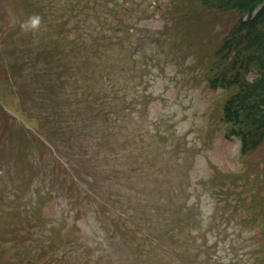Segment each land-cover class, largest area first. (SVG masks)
Here are the masks:
<instances>
[{
  "label": "rangeland",
  "instance_id": "374dc122",
  "mask_svg": "<svg viewBox=\"0 0 264 264\" xmlns=\"http://www.w3.org/2000/svg\"><path fill=\"white\" fill-rule=\"evenodd\" d=\"M104 1L0 0V248L16 235L33 237L38 252L48 253L75 238L80 250L95 251L92 263L144 264L120 258L140 250L134 234L147 248L157 249L154 237L171 244L170 226L156 219L160 230L151 239L147 229H132L152 214L149 206L161 214L159 202L173 199L176 188L181 202L170 205L169 220L195 225L196 238L195 258L181 248L178 264H264V139L239 154L238 140L219 120L214 97L220 89L207 78L236 14L211 11L199 0H107L104 14ZM33 2L50 4L40 28L32 20ZM71 7V25L76 21L79 29L60 40L61 56L51 58L56 72L70 67L69 108L60 80L36 77L29 67L20 76L18 69L22 43L53 39L52 15ZM104 15L112 22L104 23ZM40 85L60 108H81L63 134L33 116ZM74 92L107 93L110 113L95 117L93 98ZM136 97L147 101L136 103ZM60 161L98 199L70 185ZM102 202L107 207L100 209ZM8 223L14 225L9 232ZM7 248L0 250V264H26L28 252L15 256Z\"/></svg>",
  "mask_w": 264,
  "mask_h": 264
},
{
  "label": "trees",
  "instance_id": "16d2710c",
  "mask_svg": "<svg viewBox=\"0 0 264 264\" xmlns=\"http://www.w3.org/2000/svg\"><path fill=\"white\" fill-rule=\"evenodd\" d=\"M199 1L205 7L213 9L211 11H231L236 14L235 23L215 50L217 59L213 62L212 66H210L209 70L212 71V73L208 74L207 78L209 85L213 89L218 86L224 90L222 99L216 103V106L220 107L219 120L226 126V134L228 136L237 137L240 142L239 151L245 156L248 152L257 148L264 139V0ZM60 2L63 4H71L73 0H60ZM117 3L125 5V0L117 1ZM33 4L37 8L32 20L35 22L36 26L39 27V23H42L43 21L47 23L49 20L47 13L49 12L50 4L45 2L37 3V5L33 2ZM103 7H107V0L103 2ZM107 11L108 7L104 10V14L107 13ZM37 12L38 15L36 16ZM54 14L55 15H52V17L54 16V21H56V35L50 40H37L29 43V38L22 43L21 63L19 65L18 73L21 76L23 70L29 67L35 72L34 76L39 77V74H43L55 80H60L62 82L60 86H63L64 88L66 86L65 81L67 82L71 78L70 67L68 68V71L56 72L57 68L53 65L54 59L51 61V58L54 54L55 56L60 55V40H68L70 38L68 34L71 29L76 31L78 26L76 21L71 25V15L75 14L72 7L69 9L63 8L61 13ZM75 15L73 16L75 17ZM103 22L109 24V22L112 21L104 15ZM108 38L109 37L107 36L103 37L104 40H107ZM95 40L100 41L97 36L95 37ZM107 59L108 58H105V60ZM66 64L67 63L64 62V65ZM106 74L109 75V72H106ZM77 81L78 80L75 82ZM40 82L44 81L40 80ZM142 82L143 80H140L139 85ZM38 89H40L38 96L39 100L33 116L43 118L48 123H55L58 126L59 133L63 134L62 128L68 127L71 122H76L78 116L81 115V108L76 109L74 107L75 109L73 111L66 110L63 107L60 108L49 98V94L45 93V87L43 88V86L40 85L38 86ZM65 90L66 89L64 88V91ZM225 90L228 92L227 96ZM100 93L101 92L78 94L77 92H74L73 96L75 98H86L90 96L93 98L95 104V109H91L93 115L95 117H99L102 114L106 116V114L110 113L105 107L108 94L100 95ZM67 95L69 96L67 98H69L68 101L70 108L71 93H67ZM143 95L145 98H148L147 94L143 93ZM136 98V103L147 101V99L143 100L140 97ZM215 120L217 124L220 125V122L216 118ZM167 129L168 128H166V130ZM71 138H74V133H71L68 140ZM51 144H53L55 148H60L57 141H54ZM54 160L59 164L56 158H54ZM63 168L65 169L64 166ZM70 177V185H75L76 188L81 189L84 192L85 197H90V200H92L91 198L98 199V195L92 194L91 196L89 190L85 191L82 188L84 181L79 182L77 179L75 180L72 175ZM79 183L81 187L79 186ZM91 187L93 188V185H91ZM182 191L183 187L179 189V192ZM78 199L84 200L82 197H79ZM163 200V202L158 201L163 204L164 210L158 207L162 212L161 214L153 212L156 208L152 206L148 207V212L152 211V214H146L147 218H145L144 223L150 222L149 226L140 223L134 226L135 229L132 230L133 232H136L138 230L144 231L147 229L149 236L153 232L160 230V227L158 228L155 226L156 224L159 226V222L154 221L156 219L165 223V225L170 226L168 231L172 232L173 238L171 239V244L163 245L159 243L158 240H155L159 244L155 245V247L159 249L158 251L157 249L144 247L143 240L137 238V235L134 234L132 237L133 241L136 242L140 250L133 253L123 254L120 259L128 261L131 258L133 260H140V262L144 264H150L149 261L157 258V264H178L180 259L183 258L182 255L185 253V251L181 252V248H185L186 251H188L192 260L195 258L196 254L194 253V248L196 238L191 230L194 229L195 225L187 223V225L183 226L177 223H172L168 217L167 210H169L170 205H175L181 202L177 191L175 190V196L173 199L169 200L168 198L163 197ZM72 202L73 204L75 203V201ZM183 204L184 203H181V206ZM105 207H107L106 202L100 203V209ZM179 209H181L180 206ZM96 213L99 214L97 211ZM1 214L2 213L0 212V215ZM153 223L156 228L155 231L152 230ZM9 226L13 227L14 225L8 223V227L5 229L7 232L12 228ZM112 237L117 238L114 234ZM145 239H147V237ZM27 240L28 238L26 237H18L14 235L13 238L7 240L9 243L8 245L2 244L0 250L5 253L7 252L5 247L8 246L7 249L9 251L11 248L14 249V252L16 253L14 254L15 256L20 255L19 252L23 250L28 252L25 257L26 264H91L92 259L95 258V251L90 252L88 251L89 248L80 250L81 246L77 245L75 238L67 244L64 243V245H66L65 247H53L48 253L38 252V246L33 237L30 238L29 241ZM110 244L112 245V243ZM151 256H153V259Z\"/></svg>",
  "mask_w": 264,
  "mask_h": 264
}]
</instances>
